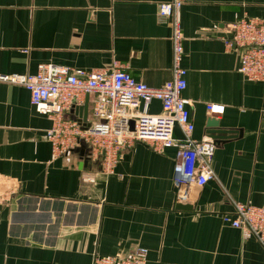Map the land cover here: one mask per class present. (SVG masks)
<instances>
[{
  "label": "crops",
  "instance_id": "crops-1",
  "mask_svg": "<svg viewBox=\"0 0 264 264\" xmlns=\"http://www.w3.org/2000/svg\"><path fill=\"white\" fill-rule=\"evenodd\" d=\"M170 1L0 0V75L123 64L157 88L171 78L172 20L158 17ZM180 1L192 138L208 136L210 119L236 132L216 145L214 179L188 186L189 202H178L177 144L157 153L136 143L109 171L84 145L89 160L80 168V149L53 152V118L35 112L25 88L0 81V264H91L94 255L138 247L148 250L147 264H264V244L222 222L235 203H264V83L247 81L239 51L224 44L238 19L264 20V0ZM93 102L86 94L72 106L86 105L90 122ZM207 105L223 110L210 115ZM72 106L62 120L77 121ZM147 113L159 115V102ZM173 135L183 138L178 127Z\"/></svg>",
  "mask_w": 264,
  "mask_h": 264
},
{
  "label": "built area",
  "instance_id": "built-area-1",
  "mask_svg": "<svg viewBox=\"0 0 264 264\" xmlns=\"http://www.w3.org/2000/svg\"><path fill=\"white\" fill-rule=\"evenodd\" d=\"M181 5L180 0L158 5V17L172 20V69L170 80L157 88L136 81L123 64L91 71L40 64L33 75H0V81L25 88L35 112L53 118L54 125L46 138L54 153H67L84 144L91 160L101 158L103 171L111 170L120 153L136 143L146 144L157 153L177 144L181 161L174 165L173 184L177 201L188 203V186L201 188L214 179L211 163L216 144L209 136L192 138L194 125L188 101L182 98L186 70L181 66L183 36L177 18ZM229 28L231 36L224 44L228 51H239L238 72L249 82L264 83V20L243 17ZM86 94L94 95L92 121L86 120L89 126L62 120L61 115ZM153 101L161 105L159 115L147 113ZM206 110L213 115L223 108L207 105ZM175 127L183 135L181 140L174 138ZM222 222L240 230L245 238L255 237L264 244V203L258 207L235 203L232 214L222 216ZM147 255L146 248L138 247L125 254L94 255L91 264H147Z\"/></svg>",
  "mask_w": 264,
  "mask_h": 264
},
{
  "label": "water",
  "instance_id": "water-1",
  "mask_svg": "<svg viewBox=\"0 0 264 264\" xmlns=\"http://www.w3.org/2000/svg\"><path fill=\"white\" fill-rule=\"evenodd\" d=\"M72 110H78L77 111V116H78V119L77 121L79 123H81L83 126L85 127H88L89 124L86 122L87 120V106L84 105L83 107H79V108H73L72 106ZM207 127H209V130H208V133L207 135L214 140L215 144H220L221 142H223L224 140H228V139H231V138H234L235 135H236V132L235 131H231V130H224V129H220L218 128V123L214 120V119H210L208 122H207ZM130 128L131 130L133 129V122H130ZM80 152V159H81V162L79 164V167L81 168L82 165H86L87 163V160H89L87 157L85 158V148H84V144L80 146L79 148ZM89 157V156H88ZM178 208L180 209H188V207H182V206H178Z\"/></svg>",
  "mask_w": 264,
  "mask_h": 264
}]
</instances>
